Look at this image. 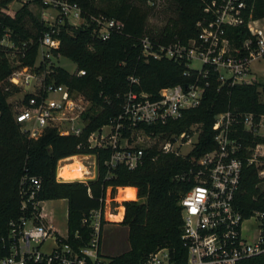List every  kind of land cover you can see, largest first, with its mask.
<instances>
[{
  "label": "trees",
  "instance_id": "1",
  "mask_svg": "<svg viewBox=\"0 0 264 264\" xmlns=\"http://www.w3.org/2000/svg\"><path fill=\"white\" fill-rule=\"evenodd\" d=\"M9 1L0 0V38L6 34L16 43L25 40V55L21 61L29 64L35 55L38 37L48 26L40 13L31 11L26 2L12 15L6 13L3 7ZM33 1L42 6L39 0ZM73 1L85 16L103 13L122 22L121 30L111 32L105 39L92 33L91 24L74 26L64 22L58 25L55 35L59 38V45L51 52L54 56L68 57L75 63V70L83 69L84 73L68 72L52 62L46 79L53 78L88 99L89 105L82 112L84 127L78 134H60L54 127H45L36 138H32L19 128L8 100L18 87L8 85L3 79L10 68L0 45V256L8 251L9 221L28 216L32 211L31 199L21 207V200H25L26 195L19 192V180L24 175H35L39 178L40 188L32 200H66V236L63 240L71 246L87 242L90 227L82 217L92 209L100 208L102 211L106 188L112 197L116 186H124V198L127 199L120 201L122 217L113 222L127 226L128 248L105 256L103 264H141L148 253L159 247H166L170 260L181 264L185 260V249L179 238L181 216L178 200L189 182L176 180L173 176L186 169L192 157L215 146L211 125L214 114L218 112L228 110L232 113L228 135L241 142L242 147L264 141V135H253L241 123L243 112H251L253 116L264 113V100L260 99V95H264V82H230L229 79L221 82L210 66L203 75L187 66L184 59L143 54L141 38L144 36L150 40L152 48L173 42L186 44L188 39L195 37L196 22L208 17V13L203 11L208 0H172L176 14L168 16L154 34L147 33L145 29L146 9L130 0H106L102 6L95 5V0ZM244 1L246 7L252 5L254 16L264 14V0ZM247 34L243 24L226 27V35L233 45ZM176 83L182 86L187 83L202 85L199 102L182 109L178 117L167 118L164 122L131 124L126 118H121L126 92L144 93L152 100L157 98L160 88ZM117 121L121 123L119 134L129 141L136 129H141L146 135L169 137L172 133L185 132L190 123L199 122L200 130L184 155L162 152L156 146H149L142 147L141 160L133 167L120 162L109 165L107 160L117 144L114 147L89 146L86 137L101 125L114 126ZM75 154L93 156L95 175L86 179H55L57 160ZM260 182L255 166L242 163L232 201L242 217L254 211L264 214V185ZM135 190V198H130ZM103 221L102 218L101 224ZM236 264H264V252L242 257Z\"/></svg>",
  "mask_w": 264,
  "mask_h": 264
},
{
  "label": "built area",
  "instance_id": "2",
  "mask_svg": "<svg viewBox=\"0 0 264 264\" xmlns=\"http://www.w3.org/2000/svg\"><path fill=\"white\" fill-rule=\"evenodd\" d=\"M39 1L41 10H44L40 17L48 28L38 37L31 63L21 61L25 55V40L16 43L6 34L0 38L10 68L3 79L8 85L18 87L12 94L15 97H8L12 116L28 137L36 138L45 127H54L60 134H78L85 121L81 94L53 78L46 79L48 66L53 62L51 57H55L51 49L59 45V38L55 35L58 25L64 22L74 26L91 24L92 33L105 39L111 32L120 31L122 22L103 13L85 16L73 0ZM203 11L208 13L207 19L196 22V36L188 39L186 44L173 42L152 48V43L144 36L141 38L143 54L184 59L187 66L203 75L210 66L221 82L225 79L249 82L245 81L248 79L245 75L251 60L264 59V14L254 16L252 5L246 7L244 0H208ZM239 24L245 25L248 34L233 45L226 35V27ZM191 59L198 60L199 66H191ZM74 72L83 74L84 70L76 69ZM202 91L203 86L196 83L184 86L176 83L160 88L157 98L152 100L144 93L136 95L128 91L124 94L121 118H126L131 124L164 122L167 118L178 117L182 109L195 106ZM232 119L228 110L214 114L211 127L214 129L215 146L192 157L190 165L173 176L176 180L189 182L178 200L181 216L179 238L185 249V260L181 264H236L242 257L264 252V214L254 211L242 217L232 204L242 163L253 164L257 177L264 179V141L242 147L241 142L228 135ZM241 123L253 135H264V113L253 116L251 112H243ZM120 126L119 121L114 126L103 124L88 133L86 142L97 147H114L117 144L107 163L120 162L133 167L140 162L143 148L121 136L118 132ZM184 142L192 144L186 132L172 133L163 139L159 149L184 155L178 150ZM66 158L57 160V180H64L56 170ZM86 173L87 168L83 175ZM39 188L37 176L20 178L19 192L26 195V199L21 200V207L31 199L32 211L28 216L9 221L8 251L0 256V264H103L105 258L98 253V234L103 218L101 209H92L82 217L90 227L87 242L71 246L63 240L66 229L64 234L58 233L45 219L40 210L42 200H32ZM248 217L257 221L256 227L250 230L243 223ZM141 264L174 263L167 248L159 247L148 253Z\"/></svg>",
  "mask_w": 264,
  "mask_h": 264
},
{
  "label": "rangeland",
  "instance_id": "3",
  "mask_svg": "<svg viewBox=\"0 0 264 264\" xmlns=\"http://www.w3.org/2000/svg\"><path fill=\"white\" fill-rule=\"evenodd\" d=\"M105 1L106 0H95V5L102 6L104 5ZM130 1L146 9L147 17L145 21V29L146 32L150 34H154L155 31H158L168 16H174L176 14V7L172 0ZM24 2H26L28 8L35 13L39 12L41 15V12L44 11L41 10V6L33 0H11L6 4L5 7H3V10L7 13L13 14V12ZM47 9L50 10V8ZM51 59L55 64L63 67L68 72H73L75 70V63L64 55H58L54 58L51 57ZM190 65L193 67H198L199 61L196 59H191ZM245 77L248 78L245 81L260 83L264 82V59L251 60L249 70L246 73ZM80 96L81 104L84 106V109H86V107L89 105V101L83 95ZM13 97H15V95H11L9 98L12 99ZM260 99L264 100V95H260ZM106 128L107 127H105L104 131L107 130ZM199 130L200 123L192 122L189 124L187 130L185 131L192 140V143L196 140ZM260 130H263V128L260 127ZM132 137V141L135 145H139L141 147L156 146L157 148H159L160 143L163 141V139H165L166 135H146L144 132L138 129L134 131ZM182 139H185V137H182ZM191 146V143L184 142L180 145L178 150L181 153H186L189 151ZM75 155L88 169V173L84 174L80 178L86 179L93 177L95 175L93 156L91 154ZM81 167L83 168V166ZM260 184L264 185V179H261ZM114 194L112 197H110L109 188H106L102 209V215L105 221H103L101 224L99 234V254L102 257L120 253L128 248L127 226L119 222L106 221L114 219L112 213H116L118 211V207L123 210V206L118 202V199L114 198ZM121 199L122 198H120L119 200ZM40 210L45 214L46 219L53 225L58 233H65L66 200L64 198L44 199L40 203ZM243 223L248 227V230H250L253 227H256L257 221L253 217H248L243 221ZM253 230L255 231V228Z\"/></svg>",
  "mask_w": 264,
  "mask_h": 264
},
{
  "label": "bare ground",
  "instance_id": "4",
  "mask_svg": "<svg viewBox=\"0 0 264 264\" xmlns=\"http://www.w3.org/2000/svg\"><path fill=\"white\" fill-rule=\"evenodd\" d=\"M81 166H83V168ZM84 171H86L84 164L77 158L76 155H72L68 156L66 159H64V161L59 163L56 173L58 176L62 177V179H73L76 177H81ZM121 196L122 189H119L118 199H120ZM121 210L122 209L118 207V211L116 213H112L114 219L119 218Z\"/></svg>",
  "mask_w": 264,
  "mask_h": 264
},
{
  "label": "crops",
  "instance_id": "5",
  "mask_svg": "<svg viewBox=\"0 0 264 264\" xmlns=\"http://www.w3.org/2000/svg\"><path fill=\"white\" fill-rule=\"evenodd\" d=\"M76 178H78V179H82V178H80V177H76ZM74 179V178H73ZM64 180H67V179H64ZM134 189H135V187L134 186H132ZM132 187H130L131 189H132ZM124 188H126V187H124V186H116L115 187V191H114V198H116V199H118V196H119V189H122V196L120 197V198H122V199H127V198H123L124 197V195H125V190H124ZM133 190V189H132ZM135 192H136V190L134 191V196L132 197V195H133V192H132V194H131V197L130 198H135ZM108 197V196H107ZM109 198V197H108ZM104 199H105V197H104ZM121 199V200H122ZM121 200H119L118 199V202L120 203V201ZM122 207V206H121ZM42 212V211H41ZM122 213H123V210H121V214H120V216H119V218H117V219H110V220H106V221H111V222H113V221H117V220H119V219H121V217H122ZM65 216H66V214H65ZM44 217H45V214H44ZM45 219H46V217H45ZM47 220V219H46ZM98 251H99V245H98Z\"/></svg>",
  "mask_w": 264,
  "mask_h": 264
}]
</instances>
